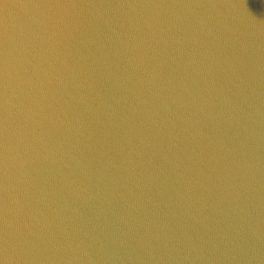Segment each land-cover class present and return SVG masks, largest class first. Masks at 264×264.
I'll return each instance as SVG.
<instances>
[{
  "label": "water",
  "instance_id": "95a60500",
  "mask_svg": "<svg viewBox=\"0 0 264 264\" xmlns=\"http://www.w3.org/2000/svg\"><path fill=\"white\" fill-rule=\"evenodd\" d=\"M0 264H264V0H0Z\"/></svg>",
  "mask_w": 264,
  "mask_h": 264
}]
</instances>
